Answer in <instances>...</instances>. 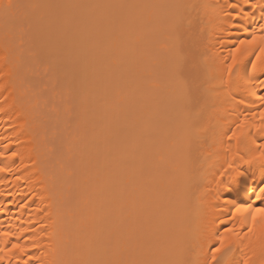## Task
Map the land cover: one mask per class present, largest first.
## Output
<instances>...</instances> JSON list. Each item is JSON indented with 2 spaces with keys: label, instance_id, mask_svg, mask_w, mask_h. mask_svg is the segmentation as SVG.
<instances>
[{
  "label": "bare ground",
  "instance_id": "6f19581e",
  "mask_svg": "<svg viewBox=\"0 0 264 264\" xmlns=\"http://www.w3.org/2000/svg\"><path fill=\"white\" fill-rule=\"evenodd\" d=\"M240 7L0 0V248L26 249L0 264H208L220 236L234 240L225 228L247 231L250 213L229 219L217 185L228 161L248 167L240 150L264 144V41L227 69L239 40L264 35L259 7L240 21L247 33L233 27ZM243 199L264 207L251 188ZM262 244L258 217L226 259Z\"/></svg>",
  "mask_w": 264,
  "mask_h": 264
},
{
  "label": "snow or ice",
  "instance_id": "6c2138e0",
  "mask_svg": "<svg viewBox=\"0 0 264 264\" xmlns=\"http://www.w3.org/2000/svg\"><path fill=\"white\" fill-rule=\"evenodd\" d=\"M244 5L246 7H240L239 11H235L232 19L235 21L233 27L239 31H243L245 33L248 32V27L245 24H242L241 20H246L250 16L255 15V10L259 7L260 9H264V0H244ZM11 7V5H8ZM230 8L235 10L238 5L232 3L229 5ZM251 9V13L248 9ZM237 17L240 19L237 20ZM261 19L264 20V11H262ZM259 31L264 32V23L259 25ZM257 39L264 41V35L257 36L255 33L251 34V39H241L239 43L234 45L231 50V63L227 65L229 77L232 76L233 67L237 64V54L241 51L243 46L254 44ZM223 43V41H221ZM260 54L264 55V47L260 49ZM260 58V55H257V59ZM253 69H255V62L252 64ZM261 86L264 87V81H261ZM252 95H256V93H251ZM262 108L260 110V118L264 121V95L257 96ZM237 103L244 104V100H239ZM245 126V121L241 120L237 125V128L243 129ZM259 134L264 136V124H262L258 129ZM241 133L233 130L230 135H228V140L231 141L233 138H238ZM251 136V133L248 134ZM252 144H255V140H251ZM13 156L16 153H12ZM238 158L240 161H243L244 165L248 167L245 168L241 166L240 163L235 162V159L227 162V166L223 167V169L219 172L217 178V185L221 196L224 198L225 205H232V213L229 219L236 217L238 214L250 213L251 215V223L248 224L247 231L243 234L236 232L232 228H225L224 231L226 233H233L234 240L229 244H226L224 236H220L218 243L210 248L211 258L208 261V264H264V244L260 246V251L257 253L255 249H252L251 255H245L242 261L236 260H227L226 257H229L235 248V245H239L245 239H250L251 234L254 231L255 223L259 218L264 220V207H253L252 203H248L243 198L248 195V189H252V195L255 198V201H260L264 203V144H259L253 150L251 148H244L238 152ZM259 165L260 168V176L257 178L255 175H250V169ZM0 171H4V169H0ZM259 191L257 195L256 192ZM218 196V199L221 198ZM221 224H224L225 221H220ZM242 223H247V218H245ZM0 235L10 236L11 233H0ZM13 250H18L20 253H24L26 249L20 245L19 243H12L10 249H2L0 248V252H11ZM2 259V258H0ZM31 259V257H29ZM24 264H28V261H25Z\"/></svg>",
  "mask_w": 264,
  "mask_h": 264
}]
</instances>
